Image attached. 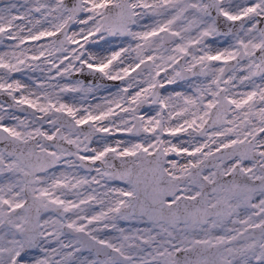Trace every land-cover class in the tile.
Here are the masks:
<instances>
[{
  "label": "snow or ice",
  "instance_id": "6c2138e0",
  "mask_svg": "<svg viewBox=\"0 0 264 264\" xmlns=\"http://www.w3.org/2000/svg\"><path fill=\"white\" fill-rule=\"evenodd\" d=\"M0 264H264V0H0Z\"/></svg>",
  "mask_w": 264,
  "mask_h": 264
}]
</instances>
